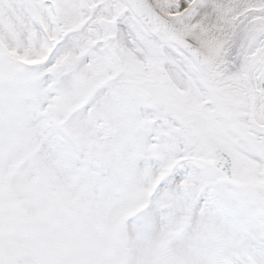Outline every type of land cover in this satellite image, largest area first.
<instances>
[{"label": "snow or ice", "instance_id": "6c2138e0", "mask_svg": "<svg viewBox=\"0 0 264 264\" xmlns=\"http://www.w3.org/2000/svg\"><path fill=\"white\" fill-rule=\"evenodd\" d=\"M0 264H264V0H0Z\"/></svg>", "mask_w": 264, "mask_h": 264}]
</instances>
